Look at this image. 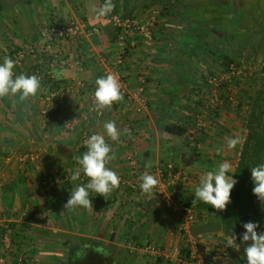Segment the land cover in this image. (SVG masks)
I'll return each instance as SVG.
<instances>
[{
	"label": "crops",
	"instance_id": "1",
	"mask_svg": "<svg viewBox=\"0 0 264 264\" xmlns=\"http://www.w3.org/2000/svg\"><path fill=\"white\" fill-rule=\"evenodd\" d=\"M103 2L0 0V36L4 38L3 44L9 51L27 45L37 51L34 60L28 56L25 60L15 59V72L32 74L36 65H44L46 51L43 53L37 46L43 42L41 32L45 26L52 22L81 20L86 23L87 29L97 27L99 31H88L64 44L63 48L72 63L56 69L55 82L65 84L78 78L87 85L94 84L97 77L103 76L105 68L117 53L116 30L110 18L97 17L93 11ZM113 2V11L124 16L140 17L142 20L158 19V24L151 26L150 38L137 35L136 44L129 50L121 66L131 90L139 95L128 104L125 102L108 109L101 118L88 114L84 95L77 91L65 96L60 112L49 110L40 96L59 88L49 80L42 83V91L37 96L26 101H20L18 96L3 97L4 103L0 107V213L5 219L9 220L20 210L28 214L35 210L45 213L48 205L44 206L41 200L44 191H47L43 187L48 177L53 183L54 179L58 182L56 186L59 190L56 193L69 196L74 184L67 173L77 166L75 156L85 151L82 144L88 135L103 131L106 120H114L118 128H127L131 133L130 136L122 135L120 142H112L116 158L110 166L123 175L131 170L133 161L143 170L166 161L173 162L189 176L187 180H180L172 190L178 202L202 204L194 199L198 175L222 160L231 163L234 158L236 160V148L227 146L228 139L234 137L231 136V127L221 123L227 126L229 134L219 124L208 134L200 136L201 131L197 128L201 126L188 127L191 117L197 115V122H201V119L209 116L202 113L203 108L198 104L186 102L189 95L187 85L192 82L191 69L194 64H191L193 55L188 53L203 54L205 43L212 42L210 35L214 33L207 27L213 26L212 22L218 19L219 11L226 10L233 15V3L230 0H216L210 7L211 0ZM213 12L217 16L210 15ZM203 36L209 37V40L201 41ZM225 112L224 116H231V113L227 114L231 110L226 109ZM203 122L201 125H205ZM171 124L187 127V131L181 134L167 131L166 126ZM85 178L82 176V180ZM34 196L36 204H29L35 201ZM143 199L139 205L126 208L132 217L123 220V223L132 229L131 236L141 241H151L155 237V229L174 226L179 214L174 205H160L156 195ZM54 200L52 198L50 204L55 203L51 207L58 205ZM118 202L112 205L117 208ZM107 206L108 211L111 205ZM118 209L119 213L123 211ZM196 210L201 216L216 211L212 206L205 208L202 205ZM59 211L55 209V216L60 215ZM87 215L82 213L85 220L83 225L89 219Z\"/></svg>",
	"mask_w": 264,
	"mask_h": 264
},
{
	"label": "rangeland",
	"instance_id": "2",
	"mask_svg": "<svg viewBox=\"0 0 264 264\" xmlns=\"http://www.w3.org/2000/svg\"><path fill=\"white\" fill-rule=\"evenodd\" d=\"M215 1L211 0L210 7H213L212 3ZM230 1L234 5L233 15L226 10L218 12V19L213 20V26L207 27L214 33L210 35L212 42L205 43L206 50L203 54L188 53L193 55L191 64H194L191 69L192 82L187 85L189 95L186 102L198 104L203 108L202 113L209 116L201 119V122H197V115L195 118L191 117L188 127L201 126L197 128L201 131L200 136L208 134L209 130L222 123L231 127V136L240 137V142L235 147L236 160L234 158L232 163L236 171L242 145L249 132L251 116L261 115L264 122V0ZM202 13L204 14L203 11ZM210 15L217 16L214 12ZM154 23L158 24L157 17ZM2 38L0 36V60L7 53H11L14 60H25L27 56L33 60L36 58L37 51L28 45L9 51ZM202 38L203 42L209 40L207 36ZM20 51L24 53L22 57L19 56ZM214 77H218L216 83L212 82ZM3 103L4 98L0 97V107ZM226 109L231 110L227 113H231V116H224ZM203 121L205 125H201ZM222 124L219 127L229 134L227 126ZM44 181L43 188L47 191H44L41 201L44 206L48 205L45 213L35 210L28 214L27 211L20 210L18 214L11 215L9 220L0 213V258L5 259L6 264H73V255L87 239L98 248H107L113 256L110 261L115 264L243 263L242 248L240 252H236L225 246V240L230 234L225 233L223 227L217 226L216 229V212L201 216L196 210L198 222L186 231L181 230L178 216L176 227L155 229L154 235L158 241L155 237L153 241H141L136 236H131L132 229L123 223V220L132 217L126 208L140 204L134 194L127 191L122 193L117 189L112 195L99 200L93 193L90 197L92 208L68 210L64 208V203L69 196L60 193H57V200H54L58 203L57 207H51L55 203L50 204L55 196L52 191L59 190L56 186L58 182L54 179L53 183L49 177ZM33 199L35 201H30L29 204H36V196ZM118 199L121 201L118 202ZM116 201L117 208L112 205ZM180 202L182 201L175 200L174 206L178 208ZM161 204L166 205L160 202ZM107 205H111L108 211L105 208ZM254 206L255 211L248 220L264 216L257 198ZM118 208L123 211L119 213ZM55 209L60 210V215L55 216ZM177 212L179 214L178 210ZM82 213L89 215L84 225ZM149 245L155 247L154 253L146 249Z\"/></svg>",
	"mask_w": 264,
	"mask_h": 264
},
{
	"label": "clouds",
	"instance_id": "3",
	"mask_svg": "<svg viewBox=\"0 0 264 264\" xmlns=\"http://www.w3.org/2000/svg\"><path fill=\"white\" fill-rule=\"evenodd\" d=\"M113 0H104L103 4L93 11L97 17H105L113 12ZM17 62L5 55L0 60V97H19L26 101L37 96L42 91V77L33 73H16ZM95 89L92 93V110L102 114L110 109L114 102L123 98L122 86L118 78L109 73L99 76L94 81ZM131 135L130 130L117 127L114 120H106L102 132H92L83 140L85 151L75 156L76 167L68 172L74 188L64 203L68 210L89 209L93 207L90 197L93 193L106 198L119 188L121 177L110 166L116 158L112 142H120L122 135ZM240 137H232L227 141L228 148H235ZM236 171L228 160H222L217 165L204 170L198 175V183L194 188V199L212 206L217 212H225L232 203V193L239 183ZM82 176L86 180H82ZM252 194L260 203L261 213H264V163L250 167ZM141 193L149 197L156 195L160 179L151 172H145L138 177ZM241 231H231L225 240V246L241 253L244 264H264V216L255 220H241Z\"/></svg>",
	"mask_w": 264,
	"mask_h": 264
},
{
	"label": "built area",
	"instance_id": "4",
	"mask_svg": "<svg viewBox=\"0 0 264 264\" xmlns=\"http://www.w3.org/2000/svg\"><path fill=\"white\" fill-rule=\"evenodd\" d=\"M105 17L110 18L116 30V57L103 72V75L109 73L115 75L122 86L123 98L118 102H114L111 107L116 108L125 102L127 104L130 103L139 95L138 93L135 94L131 90L128 81L122 73L121 66L129 50L136 44L137 35L143 34L149 36V38L152 36L151 26L154 25L155 19L142 20L141 18L135 16H124L115 11ZM85 24L86 23L81 20H71L67 23L52 22L42 29L41 36L43 38V42L37 46V49L39 47L43 53L46 51L45 61L43 66H36L33 70V73L42 77V83H45L46 80L51 82L56 81V69L62 66L71 65L72 59L68 52L65 51V48H63L64 44L67 43L68 40H71L80 34L87 33L88 31H99V28L97 27L87 29V25ZM23 55L24 53L20 51L19 56L22 57ZM231 68H233V66H231ZM217 80L218 77H214L212 82L216 83ZM57 85L59 88L48 91V93L40 96L41 101L48 107L49 110L55 111L56 113L60 112V109L64 104L65 96L71 91H77L84 95L87 103L88 114L92 113L97 118H101L108 111V109H106L102 114H98L92 110V93L94 92L95 84L87 85L83 80L74 78L65 84L57 82ZM142 90L143 87L139 89L140 92ZM203 123L205 124V122ZM132 163L131 170L127 174L120 175L121 181L119 189L121 192L123 193L127 191L128 193L134 194L137 197L136 199L141 201L148 195L141 193L139 189L138 177L142 173L151 172L157 175L160 179L157 192H162L156 194L157 198H159L160 202L163 204L173 206L175 204V199L173 197L174 192L172 190L180 180L189 179L188 174L178 169L171 161H166L147 170L141 169L134 161ZM178 205L179 207L177 210L179 211L180 228L181 230L186 231L198 222V213L193 204L180 202ZM146 249L151 253L155 252V247L153 245L147 246ZM0 264H6L5 259L0 258Z\"/></svg>",
	"mask_w": 264,
	"mask_h": 264
},
{
	"label": "trees",
	"instance_id": "5",
	"mask_svg": "<svg viewBox=\"0 0 264 264\" xmlns=\"http://www.w3.org/2000/svg\"><path fill=\"white\" fill-rule=\"evenodd\" d=\"M116 12V10H115ZM12 56L11 53L4 54V56ZM37 66V65H36ZM36 66L34 68H36ZM33 68V70H34ZM33 74V71H32ZM57 84V82L54 81ZM261 115H252L251 122L249 124V132L245 139L239 158L238 167L235 175L239 178V183L235 186L232 193V203L228 206V209L221 213L217 211L215 216L217 221L215 222L216 229L223 227L225 233L231 234L232 230L239 232L242 230L239 226L241 220L247 221L251 214L255 211L254 200L255 196L252 194V183L250 179V167L255 166L258 163H264V122L260 118ZM166 130L174 133H185L187 127H182L177 124H171L166 126ZM87 178H85L86 180ZM56 189L52 191L55 195L53 198L57 200ZM97 199H101L103 196L96 194ZM190 204L196 207H207L203 202L202 204L189 201ZM82 222L85 220L82 219ZM213 230V229H211ZM113 256L107 248H98L95 244L87 239L86 243H83L76 254L73 255V264H115L111 263Z\"/></svg>",
	"mask_w": 264,
	"mask_h": 264
},
{
	"label": "flooded vegetation",
	"instance_id": "6",
	"mask_svg": "<svg viewBox=\"0 0 264 264\" xmlns=\"http://www.w3.org/2000/svg\"><path fill=\"white\" fill-rule=\"evenodd\" d=\"M240 264H244V260H243V263H240Z\"/></svg>",
	"mask_w": 264,
	"mask_h": 264
}]
</instances>
